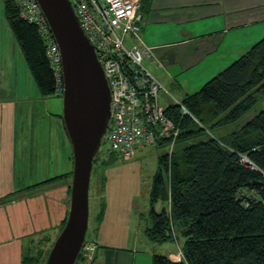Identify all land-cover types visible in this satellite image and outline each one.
Segmentation results:
<instances>
[{
	"label": "crops",
	"instance_id": "1",
	"mask_svg": "<svg viewBox=\"0 0 264 264\" xmlns=\"http://www.w3.org/2000/svg\"><path fill=\"white\" fill-rule=\"evenodd\" d=\"M140 12L143 40L162 61H150L153 68H148L163 83L160 93L169 105V90L182 101L264 37V0H142ZM4 21L0 19V74H9L13 85L8 92L0 91V264H24L27 256L45 252L62 230L69 214L74 161L63 108L55 98L59 95L42 94L8 19L7 28ZM22 59L30 89L21 85ZM94 194L99 206L92 235L99 247L92 264H152L155 254H165L145 230L142 235L135 230L132 239L126 236L127 248L119 246L122 232L110 230L131 232L141 221L136 196L125 207L127 218L109 209L106 219L102 181ZM149 196L151 204V191ZM157 205L162 207L161 202ZM104 206L101 221L98 212ZM111 217L118 222L109 221ZM177 252L172 247L166 255L179 261Z\"/></svg>",
	"mask_w": 264,
	"mask_h": 264
},
{
	"label": "trees",
	"instance_id": "2",
	"mask_svg": "<svg viewBox=\"0 0 264 264\" xmlns=\"http://www.w3.org/2000/svg\"><path fill=\"white\" fill-rule=\"evenodd\" d=\"M5 13L39 89L54 95L56 79L45 39L36 25L20 17L13 1L5 0ZM263 97L264 38L198 91L165 106L166 115L181 127L177 142L184 145L174 150L171 161L168 154L159 157L151 190L152 222L145 234L155 243L177 240L179 233L186 240L181 260L155 254L152 264H264V109L228 134L200 139L235 123ZM103 152L101 147L93 171L95 164L106 167L116 154ZM243 155L256 168L244 164ZM98 213L102 221L105 206ZM53 244L27 256L24 264H45Z\"/></svg>",
	"mask_w": 264,
	"mask_h": 264
},
{
	"label": "built area",
	"instance_id": "3",
	"mask_svg": "<svg viewBox=\"0 0 264 264\" xmlns=\"http://www.w3.org/2000/svg\"><path fill=\"white\" fill-rule=\"evenodd\" d=\"M20 17L37 26L46 42V54L56 79L55 94L63 96L62 54L38 0H11ZM81 27L95 47L108 81L112 102L110 127L105 136L104 154L116 153L125 160L136 157L139 148L160 147L169 143L172 153L181 127L165 113L159 93L163 83L144 64L159 62L155 48L141 35L142 0H70ZM184 112L188 110L183 107ZM241 161L256 168L245 155ZM99 241L86 237L75 264H92ZM179 260L183 252L177 253Z\"/></svg>",
	"mask_w": 264,
	"mask_h": 264
},
{
	"label": "water",
	"instance_id": "4",
	"mask_svg": "<svg viewBox=\"0 0 264 264\" xmlns=\"http://www.w3.org/2000/svg\"><path fill=\"white\" fill-rule=\"evenodd\" d=\"M38 2L62 54L63 121L74 161L69 214L45 264H75L89 229L94 159L110 127L112 97L104 68L71 1Z\"/></svg>",
	"mask_w": 264,
	"mask_h": 264
},
{
	"label": "rangeland",
	"instance_id": "5",
	"mask_svg": "<svg viewBox=\"0 0 264 264\" xmlns=\"http://www.w3.org/2000/svg\"><path fill=\"white\" fill-rule=\"evenodd\" d=\"M5 21L3 22L4 28H7V19L4 13V0H0V19L3 18ZM264 38V37H262ZM261 38V39H262ZM260 39V40H261ZM242 55V54H241ZM240 55V56H241ZM239 56V57H240ZM238 57V58H239ZM22 62L19 63V74L20 77H23L22 81V87L26 86L28 89H30L32 83L31 81H25L24 78L27 76L26 72V62L22 59ZM28 63V62H27ZM21 64V66H20ZM144 64L149 67H152V63L150 60H145ZM10 67V66H9ZM8 67V68H9ZM11 69V67L9 68ZM22 69V70H21ZM10 73V72H9ZM29 75V74H28ZM31 76V74H30ZM13 79L15 75L12 76ZM33 79V76H31ZM13 85V82L10 81L9 74L6 76H3L0 74V91L8 92L10 91L7 89L8 86ZM198 87L199 89L202 87ZM4 87V88H3ZM198 89V90H199ZM168 95L170 96L171 103L177 102L178 100L176 98V95L174 94V91H168ZM56 99L61 103V106L63 108V97L62 96H56ZM176 98V99H175ZM160 102L163 105H169V101L165 99V97H162V92L160 93ZM182 100V99H181ZM264 109V97L261 98L247 113H245L239 120H237L235 123H232L230 125L213 129L212 131H208L203 136L200 137V139H205L208 137V135H214L217 137H221L224 134H228L237 128L244 125L247 121L252 119L254 116H256L258 113H260ZM199 139L192 140V142H196ZM105 143L102 144V150L107 149V143L106 140ZM166 145L161 147H151L148 149H143L137 152L136 157L132 160H125L122 157H120L118 154H113L110 156V163L102 168V165L95 164V169L92 174L91 179V191H90V221H89V229L87 233V237H96L92 235V231L95 226V214L97 213L99 203L97 201V197H95V189L98 184V181H102L104 183V186L106 187V194H107V214L106 219L109 218V209L115 210L116 214L122 212L124 218H127V212H125V207L131 201V203H134L135 196L136 199V205H139V214L140 217H138L141 221L137 223V225H134L131 229V232L128 230H119V229H110L113 230L112 233L116 232V235L122 232V240L119 243V246L125 247L128 246L130 243H128V237L131 239L134 236L135 230H138L137 233L142 235L144 230L147 228V226L151 225V218L149 217V211L151 208L150 204V191L152 187V183L154 182V175L156 171L159 169V157L160 155H164L166 153H169L170 146L169 143H164ZM184 144L177 142L175 145L174 150H178L183 147ZM104 154V153H103ZM103 156V155H102ZM105 156V155H104ZM72 181V178H71ZM130 199V200H129ZM156 208L159 209V205L156 204ZM117 209L119 212H117ZM109 221H112V223H117L116 217L115 220L111 217ZM110 225V224H109ZM124 230V231H123ZM186 238L179 233L177 240L173 241H167L164 243H153L155 245L156 249L160 250L161 252L167 254L168 250L172 247H174L178 252L180 251V247L184 246ZM116 244H118L115 241ZM130 246H133L132 244ZM133 248V247H131ZM177 252V253H178Z\"/></svg>",
	"mask_w": 264,
	"mask_h": 264
},
{
	"label": "flooded vegetation",
	"instance_id": "6",
	"mask_svg": "<svg viewBox=\"0 0 264 264\" xmlns=\"http://www.w3.org/2000/svg\"><path fill=\"white\" fill-rule=\"evenodd\" d=\"M103 154L101 153L100 156H102Z\"/></svg>",
	"mask_w": 264,
	"mask_h": 264
}]
</instances>
